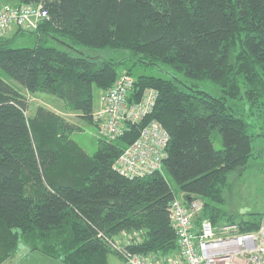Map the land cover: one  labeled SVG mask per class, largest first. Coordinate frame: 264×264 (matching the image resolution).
Returning <instances> with one entry per match:
<instances>
[{"label":"trees","instance_id":"16d2710c","mask_svg":"<svg viewBox=\"0 0 264 264\" xmlns=\"http://www.w3.org/2000/svg\"><path fill=\"white\" fill-rule=\"evenodd\" d=\"M22 2L42 3L48 16L35 29L0 35V70L29 92L54 94L96 125L94 85L107 91L127 73L129 102L147 88L156 96L139 123L116 138L100 136L89 153L72 136L79 124L43 103L30 112L28 95L0 72V264L21 239L64 264H110L111 252L121 258L112 241L122 231L140 234L125 241L134 251L172 254L178 243L169 202L180 193L203 200L197 222L260 227L264 211L240 214L226 204L235 178L264 157V146L255 145L264 139V0ZM23 31L36 43L11 45ZM157 65L173 72H146ZM180 74L212 79L223 94ZM152 120L169 136L162 169L120 172L116 158Z\"/></svg>","mask_w":264,"mask_h":264},{"label":"built area","instance_id":"2783aa9c","mask_svg":"<svg viewBox=\"0 0 264 264\" xmlns=\"http://www.w3.org/2000/svg\"><path fill=\"white\" fill-rule=\"evenodd\" d=\"M47 16L48 9L42 3L5 4L0 8V35L12 25L35 29ZM132 85L133 76L124 73L102 95L94 119L103 135L116 138L153 110L156 91L147 88L139 101L129 102L127 93ZM168 138V132L157 120L145 124L138 137L116 158V169L130 176L162 169ZM202 206L199 197L175 196L170 200L178 243L172 254H144L132 250L126 242L112 241L122 264H264V222L255 230H243L233 221L215 224L208 217L197 222Z\"/></svg>","mask_w":264,"mask_h":264},{"label":"rangeland","instance_id":"374dc122","mask_svg":"<svg viewBox=\"0 0 264 264\" xmlns=\"http://www.w3.org/2000/svg\"><path fill=\"white\" fill-rule=\"evenodd\" d=\"M15 1L17 0H0V5L3 4L2 6H4L5 4H13V2ZM7 30L3 33L4 35H6ZM51 42L58 45L56 40H52ZM35 43V35L28 31H23L11 39V45L13 46H33ZM0 72L7 80H9L16 86H19L22 91L28 95V99L30 102V112H33L34 107L40 103H43L51 107L52 109L57 110L68 119L80 125V128H77L72 132V136L89 153H93L95 151L98 145L99 137L104 136L99 131L96 124L77 116L73 112L68 111L63 105H61V98L57 97L56 95L44 91L31 93L23 86H21V84L18 83L15 79L9 77L1 70ZM146 72L168 76L171 72H173V70L170 67L157 65L147 68ZM180 76L181 78L193 84H196L198 87L205 89L206 91L214 95L223 94L221 87L212 79L186 77L183 74H180ZM105 91L106 90L102 91L97 85L93 86V99L95 109L99 107L101 97L105 93ZM230 101L235 104L237 103V99L230 98ZM248 113L250 116L254 115L250 112ZM248 113L246 112L245 116ZM246 118L250 120L249 117ZM212 140L215 147L219 148L222 146L221 133L218 129H215L213 131ZM255 145L258 148L264 146V139L256 141ZM164 173L171 185L173 187H176V183L173 177L168 172ZM179 196H182V194L180 193ZM226 206L231 207L233 210L238 211L240 214H245V212L250 211H264V157L258 158V161H254L251 167L245 170L243 174L240 175V178H235L233 189L228 191V203L226 204ZM134 235L138 236V239L139 237H141L137 232L127 233L126 231H122L118 235H116L114 239L115 241H117V243H123ZM28 249V245L24 242L23 239H21L19 241L16 254L12 258H8L1 264H64L60 260L46 256L38 250L32 251ZM109 262L110 264L123 263L122 258H120V256H118V254L114 252H111L109 254Z\"/></svg>","mask_w":264,"mask_h":264},{"label":"crops","instance_id":"0c3cea01","mask_svg":"<svg viewBox=\"0 0 264 264\" xmlns=\"http://www.w3.org/2000/svg\"><path fill=\"white\" fill-rule=\"evenodd\" d=\"M17 2H18V0L15 1V2H13V4H16ZM2 5H3V4H2ZM2 5H0V6L2 7ZM17 30H18V27L12 25V26H10L9 29L7 30L6 35H7V36H12V35H14V34L17 32Z\"/></svg>","mask_w":264,"mask_h":264}]
</instances>
